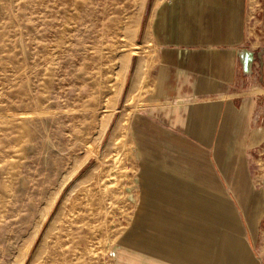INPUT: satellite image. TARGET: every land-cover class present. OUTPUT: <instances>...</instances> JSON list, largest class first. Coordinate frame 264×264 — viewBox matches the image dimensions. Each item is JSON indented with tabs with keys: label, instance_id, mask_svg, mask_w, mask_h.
<instances>
[{
	"label": "rangeland",
	"instance_id": "obj_1",
	"mask_svg": "<svg viewBox=\"0 0 264 264\" xmlns=\"http://www.w3.org/2000/svg\"><path fill=\"white\" fill-rule=\"evenodd\" d=\"M159 1L0 0V264L128 258L147 205L129 118L148 104ZM247 158L264 176V144Z\"/></svg>",
	"mask_w": 264,
	"mask_h": 264
},
{
	"label": "crops",
	"instance_id": "obj_2",
	"mask_svg": "<svg viewBox=\"0 0 264 264\" xmlns=\"http://www.w3.org/2000/svg\"><path fill=\"white\" fill-rule=\"evenodd\" d=\"M150 34L148 104L129 118L147 205L119 264H264L247 158L264 144V0H160Z\"/></svg>",
	"mask_w": 264,
	"mask_h": 264
},
{
	"label": "bare ground",
	"instance_id": "obj_3",
	"mask_svg": "<svg viewBox=\"0 0 264 264\" xmlns=\"http://www.w3.org/2000/svg\"><path fill=\"white\" fill-rule=\"evenodd\" d=\"M131 44V43H130ZM127 52V51H126ZM127 55H128V53H127ZM123 61H122V64H121V70H120V72L116 75V77H115V85H114V94H115V96L117 95V94H119V92H120V90H121V88H122V86H124V81H125V77H126V74H127V71H128V63H129V59H128V56H126V54H125V56H123ZM113 110H114V108H113ZM111 112H112V110H111ZM110 112V113H111ZM114 112V111H113ZM112 116V115H111ZM107 127V126H106ZM114 141H115V139H114ZM84 167V166H83ZM81 170V169H80ZM79 170V171H80ZM78 172V171H77ZM87 174V173H86ZM70 179V178H69ZM70 181V180H69ZM65 201V200H64ZM76 215V214H75Z\"/></svg>",
	"mask_w": 264,
	"mask_h": 264
}]
</instances>
